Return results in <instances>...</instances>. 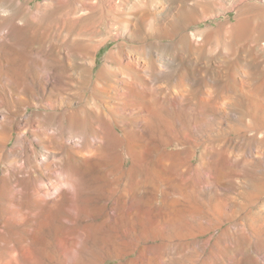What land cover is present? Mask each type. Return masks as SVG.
<instances>
[{
  "label": "rangeland",
  "instance_id": "1",
  "mask_svg": "<svg viewBox=\"0 0 264 264\" xmlns=\"http://www.w3.org/2000/svg\"><path fill=\"white\" fill-rule=\"evenodd\" d=\"M91 95L123 110L103 134L66 114ZM1 114L0 264H264V0H0ZM19 137L23 200L4 175ZM30 148L61 160L38 172ZM67 167L81 191L37 222L34 186Z\"/></svg>",
  "mask_w": 264,
  "mask_h": 264
},
{
  "label": "bare ground",
  "instance_id": "2",
  "mask_svg": "<svg viewBox=\"0 0 264 264\" xmlns=\"http://www.w3.org/2000/svg\"><path fill=\"white\" fill-rule=\"evenodd\" d=\"M112 6H116V4L115 3H113L112 4ZM116 8V7H115ZM141 12V11H140ZM118 17V16H117ZM117 17H115L112 21V23H110L109 25H111L109 28H110V30H109V32L110 31H115V37L116 38H119L120 36H121V34L124 32V33H128V31L130 32V30L131 29H127V27L128 26H126L127 25V23H126V25H124V26H120V25H118L117 26V24H119V22H120V20L117 18ZM169 19H170V21H174L175 19H174V17L173 16H171V14H169L168 16H167ZM139 19H140V23L142 24V26L144 27V29H145V31L147 32V33H150V32H155L156 30H159V28H158V26H162L161 25V23H160V19L159 18H157V17H155V15L154 14H152L151 16H148V15H145V16H140L139 17ZM162 20V19H161ZM164 20V19H163ZM166 20V19H165ZM168 23V22H167ZM165 24V23H164ZM172 24V23H171ZM169 26V25H168ZM130 28H132V29H134V30H136V26L135 25H133V24H131V26H130ZM112 33V32H111ZM110 37H111V35L109 36L108 35V33H107V36H106V38H105V41L103 42V43H106L107 41H109V39H110ZM103 43L102 42H100L99 44H96V45H94L93 46V57H92V62H94V60H95V56H96V54H97V52L99 51V49H100V46L101 45H103ZM90 44V43H89ZM120 59V58H119ZM126 60V59H125ZM123 61V60H122ZM127 61V60H126ZM121 62V61H120ZM124 62V61H123ZM129 62V61H128ZM125 63V62H124ZM123 64V63H122ZM131 64V63H130ZM119 65V64H118ZM165 66V65H164ZM44 73V72H43ZM47 79V78H46ZM48 82H50L49 80H48ZM136 85V84H135ZM135 87V86H134ZM134 87H133V89H134ZM103 88V87H102ZM102 88H100V91L102 92V93H104V94H110V92H109V90H106V89H102ZM131 88V87H130ZM46 89L49 91H46ZM98 90V89H97ZM110 90H111V92L112 93H114L115 95H117V97L115 98L116 100H118L120 97H121V94H120V92H116L115 90V88L114 87H111L110 88ZM117 90H119V89H117ZM128 90V89H127ZM132 90V89H131ZM44 91H46V92H48V94L47 95H49V96H52L53 95V87H51V88H49V87H47V86H45V88H44ZM115 91V92H114ZM129 91V90H128ZM123 92V91H122ZM125 92V91H124ZM132 93H133V91H131ZM45 93V92H44ZM128 94V93H127ZM129 94H130V92H129ZM144 94H146V93H144ZM124 95V94H123ZM132 95V94H131ZM143 95V94H142ZM147 97V96H146ZM149 97H151L152 98V96H149ZM149 97H148V99H149ZM22 98H24V97H22ZM154 100V99H153ZM152 102V101H151ZM121 103V102H120ZM153 103H154V101H153ZM152 103V104H153ZM113 104H116V105H113ZM111 103L110 101H104V103H103V105L102 104H99L98 102H96L95 100H94V98H93V95H91L82 105H80L79 107H76V108H74V109H69V110H67L66 111V114H68L69 116H79V115H81V116H87V115H92V113H90V112H93L94 113V115H95V117H102V119H103V123H102V125H101V129H102V131H101V133L103 134V133H105V130L104 129H107V130H109L110 129V120H109V118H108V114H111V115H113V114H116L117 116H118V114H120V113H122L123 112V110L121 109V106H120V104L117 102V103ZM151 104V103H150ZM49 106H50V103L48 104ZM156 105V104H155ZM260 105V104H259ZM145 109V108H144ZM4 113V112H3ZM6 113V112H5ZM10 114V113H9ZM149 115V114H148ZM147 115V116H148ZM49 116V115H48ZM93 116V115H92ZM120 116V115H119ZM138 118V117H137ZM4 120V116L1 114L0 115V121L2 122ZM99 120H101V119H99ZM5 121H7V120H5ZM102 121V120H101ZM1 122H0V125H4L3 123L1 124ZM11 122V121H10ZM9 123V122H8ZM21 123H22V121H21ZM98 123V122H97ZM23 124V123H22ZM9 125V124H8ZM11 125V124H10ZM7 126V125H6ZM12 126V125H11ZM24 126V125H23ZM19 127H21V126H19ZM98 127V126H97ZM257 127V126H256ZM255 127V128H256ZM1 128V127H0ZM5 128H7V127H5ZM32 128V127H31ZM47 128V127H46ZM250 128V127H249ZM12 129V128H11ZM22 129V128H21ZM101 129H97V130H101ZM253 129V128H252ZM3 130V129H2ZM33 130V129H32ZM10 131V130H9ZM24 131H25V129H24ZM255 131V130H254ZM115 132V131H114ZM32 133H33V131H32ZM52 133V132H51ZM35 134V133H34ZM48 134H50V132L48 133ZM53 134V133H52ZM94 134V133H93ZM97 134L99 135V133L97 132ZM256 134H257V132H256ZM264 134V133H263ZM23 135V134H22ZM56 136V135H55ZM54 136V137H55ZM100 136V135H99ZM45 137L47 138V140H48V138H49V140H50V137H52L51 135H47L46 136V134H45ZM34 138H36V137H33V140H34V142H35V139ZM39 138V137H38ZM45 138V139H46ZM57 138V137H56ZM29 139V138H28ZM58 139V138H57ZM102 139V138H101ZM101 139H99L96 135L93 137V138H91L90 140H88V142H87V145H90V146H94V145H97V144H101ZM19 140H20V142H19V144L17 145V147H16V152L18 153V155H17V162L15 163V165L14 166H11V165H7V167L4 169V175H5V177H6V179H7V181H11V183H13V185H11V187H10V190L12 191V194L13 195H16V196H20V198L21 197H24V198H26L25 197V190H24V186H23V183H24V179H25V177H26V175H28V173H29V170H30V168L31 167H29V162H28V160H27V157L25 156V146H24V143L25 142H27L26 141V138H24V137H19ZM32 140V139H31ZM48 140V141H49ZM38 141V140H37ZM62 141V140H61ZM32 142V141H31ZM30 141H29V144H30V146L29 147H31V145H32V143H31ZM38 142H36V144H37ZM62 143H64V142H62ZM65 143H67L69 146H73V149H76V150H79V148L80 147H82L81 145L83 144V139H79V140H76L74 143H72L71 141H67V142H65ZM62 146V145H61ZM43 147V146H42ZM53 147V146H52ZM100 147V146H99ZM15 148V147H14ZM57 148V147H56ZM101 149V148H100ZM5 151V150H4ZM14 151V150H13ZM41 150H36V149H34V148H30L29 149V153L31 154V157H32V162H33V166L35 167V169H37V171L39 170V169H41V167H43L44 165H45V163H47V162H49V163H53V165H55V164H58V161H60L61 160V157H58V156H55V152L54 153H47V154H44L43 156H40L39 155V153H41L40 152ZM58 154V153H57ZM8 154H6L5 153V156H7ZM3 156V155H2ZM8 157V156H7ZM30 157V156H29ZM40 161V162H39ZM6 165V164H5ZM32 166V167H33ZM54 167V166H53ZM58 167V166H57ZM59 168V167H58ZM43 169V168H42ZM54 169H55V167H54ZM57 170V169H56ZM34 171V170H33ZM35 172V171H34ZM39 172V171H38ZM58 173L60 174V172L58 171ZM30 174V173H29ZM62 174L65 176V178H64V181H63V186L61 187V188H59V189H57V187H56V189H55V187H52L51 186V184H50V186H46V185H44L43 183H40V181H39V183L40 184H38L37 186H34L35 187V189L32 187V189H34V194L36 195V197H35V195H34V198H36V200H39V201H41L42 203H43V205H45L46 206V210H44L41 214H39V215H36V216H38V218L39 219H36V220H38L37 222H43L48 216H49V214L51 213V211L53 210V209H55L59 204H62L64 201H69L70 202V200L71 199H73L74 197H76L75 196V193H78V192H80L81 191V188H82V183L83 182H81V177H80V175H79V172L76 170V169H74V168H71V167H67V169H65L64 171H62ZM61 174V175H62ZM32 175H33V173H32ZM60 175V177H62ZM31 176V175H30ZM36 177V176H35ZM59 178V177H58ZM42 179V178H41ZM56 179H57V177H56ZM142 182V181H141ZM36 183V182H35ZM25 185V184H24ZM116 186V185H115ZM59 187V186H58ZM76 191H78V192H76ZM27 192V191H26ZM83 192V191H82ZM81 192V193H82ZM12 194H11V196H12ZM31 194V193H30ZM79 194V193H78ZM29 196V195H28ZM15 197V196H14ZM19 198V197H18ZM21 200H23L22 198H21ZM32 200V199H31ZM35 200V201H36ZM38 201V202H39ZM72 201V200H71ZM25 203H27V202H25ZM8 206V205H7ZM5 208V207H4ZM43 208V207H42ZM37 214V213H36ZM52 215V214H51ZM55 215V214H54ZM22 216V215H21ZM36 216H35V218H36ZM120 216V215H119ZM50 218V217H49ZM52 218H53V216H52ZM35 220V221H36ZM46 221V220H45ZM48 222V221H47ZM51 222V221H50ZM44 224H46V223H44ZM43 224V225H44ZM50 225V224H49ZM91 228V227H90ZM96 233V232H95ZM81 235V234H80ZM85 235V234H84ZM22 238V237H21ZM26 239V238H25ZM59 239V238H58ZM33 240V239H32ZM20 242H24V241H20ZM25 242H27V241H25ZM24 242V243H25ZM34 242V241H33ZM22 243H20V244H22ZM23 243V244H24ZM19 244V245H20ZM13 245V244H12ZM11 245V246H12ZM7 246V245H6ZM13 246H16V245H13ZM17 246H18V244H17ZM25 246H27V245H25ZM1 248V247H0ZM25 247H23L22 246V249H24ZM9 249V248H8ZM13 249V248H12ZM14 249H15V247H14ZM17 249H18V247H17ZM16 249V250H17ZM60 249V248H59ZM62 249V248H61ZM4 249L2 248V250L1 251H3ZM16 250H14V252L16 251ZM18 251V250H17ZM25 251H26V249H25ZM41 251V250H40ZM20 252H21V248H20ZM32 252V251H31ZM34 252V251H33ZM42 252V251H41ZM1 253H3V252H1ZM17 253H19V252H17ZM16 253V254H17ZM23 253V252H22ZM38 253H40L39 251H38ZM44 253V251L42 252V254ZM10 254H11V252H10ZM10 254H8V257H9V255ZM13 254V253H12ZM34 254H35V252H34ZM41 254V253H40ZM17 255H19V254H17ZM21 255V254H20ZM20 255H19V257H20ZM23 255V254H22ZM38 255V254H37ZM49 254H46V256H45V253H44V256L45 257H47ZM50 255H52V254H50ZM24 256H25V254H24ZM23 256V257H24ZM30 256H32V254L30 255ZM40 256V255H39ZM43 256V255H42ZM43 256V257H44ZM17 256L15 255L14 256V258H16ZM22 257V256H21ZM20 257V258H21ZM26 257V256H25ZM42 257V258H43ZM36 258V257H35ZM42 258H39L40 260L42 259ZM48 258V257H47ZM52 258V257H51ZM8 259V258H7ZM10 259H11V256H10ZM22 259H27V257L26 258H22ZM32 259V258H31ZM9 260V259H8ZM16 260V259H15ZM21 260V259H20ZM44 260V259H43ZM46 260V259H45ZM5 261V260H4ZM3 261V262H4ZM7 261V260H6ZM17 261V260H16ZM24 261V260H23ZM28 261V260H27ZM35 261H37V260H34V263H35ZM51 261H52V259H51ZM14 263H15V261H13ZM21 262V261H20ZM25 262V261H24ZM29 262V261H28ZM26 263L25 262V264H29V263ZM31 262V261H30ZM40 261H38V263H39ZM10 263H12L11 261H10ZM17 263V262H16ZM41 264L43 263V262H40ZM18 264V263H17ZM21 264V263H20Z\"/></svg>",
  "mask_w": 264,
  "mask_h": 264
}]
</instances>
